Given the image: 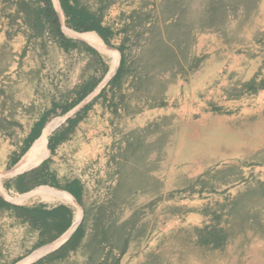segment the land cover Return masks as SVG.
Returning a JSON list of instances; mask_svg holds the SVG:
<instances>
[{
    "label": "crops",
    "instance_id": "obj_1",
    "mask_svg": "<svg viewBox=\"0 0 264 264\" xmlns=\"http://www.w3.org/2000/svg\"><path fill=\"white\" fill-rule=\"evenodd\" d=\"M55 1L51 0V3L58 16L61 32L68 41L67 50L60 47L54 40L50 44L53 46L51 48L44 36V31L43 33L35 31V28L39 26L36 14L42 8V4L37 0H0V122L12 125L7 130H0V197L18 209L45 214L34 222L33 219L25 222L11 211H5L0 215V264H147L145 240L154 229L156 220L147 226L144 206L154 202L156 197H152L153 200L150 199L148 203H146L145 195L135 199H122L113 204V191L117 185L115 181L108 191V197L104 200L106 203L87 198L88 192L81 185L80 177L75 175V168L83 164L90 165L92 159L99 154L97 150L99 142L108 141L99 131H105L104 133L108 136L107 132L112 130L109 135L112 148L116 145L117 136L120 137L125 132L121 128L124 123L139 121V116L148 115V118L150 116L147 113L151 111L158 113L154 114L153 125L155 123L156 125L158 123L188 124L192 120L191 115L196 114L202 119L211 114H224L228 110L234 111L232 114L234 118L240 117L241 113L245 112L242 102L257 94L258 91L264 92V90L248 92L245 88L252 83L253 87L257 88L258 83L264 80L257 81L251 74L248 80L236 85L235 78H241L243 72L236 69L226 72L225 69L230 59L240 61L242 59L231 57V54L228 56L226 53L221 54L224 63L218 71L202 67L201 62L205 54H211V61L217 57L215 53L217 48L213 47L216 40H226L222 36L224 32L222 34L211 31L214 28L226 27L223 24L225 22H218L221 25H216L217 27H190L191 30L202 28L199 30L200 33L204 30L210 31L206 34H196V31H193L190 40L180 42L182 50L180 53L172 48L176 55V62L179 60L182 68L178 71L176 67L169 66L170 77L165 83L157 79L159 86H156V92L148 90L141 92L137 87L125 90L127 79L134 72L128 74L120 87L110 86L108 82L114 76L120 61L126 68H130L127 64L129 40H143L142 44H145L153 27L157 24L149 19L150 6L138 8L137 3L130 6L129 0H71L70 4L78 10H85L90 14L102 10L99 27L110 29L111 35L103 41L96 32H86L96 34L94 48L91 46L93 43L90 36L74 32L66 27V19L59 0ZM21 5H26L28 12L22 9ZM186 10L188 11V6ZM202 12L204 13L205 9H202ZM39 18L41 24H44V18L41 16ZM65 29L68 34L64 31ZM68 30L84 35L82 38L74 37ZM134 30L138 33L137 35H134ZM156 35L160 38L161 31L158 30ZM159 42L163 46L170 47L166 40H159ZM207 43L211 45H207L208 51H203ZM103 44L111 55L106 53ZM194 45L197 56H193ZM53 49L56 54L61 51L63 58L73 56L77 61V73L73 86L63 92L59 98H56L51 86L47 85L48 79L44 73L49 67L48 62L54 59ZM163 49L161 47L160 55L155 56L154 62L161 60ZM115 52L118 56L117 68L114 74L108 77L110 66L105 58L111 57L110 61L114 64ZM182 62L186 63V69ZM91 63L97 71L96 74H93V70H87ZM193 63H196V68L192 66ZM153 67L157 66L153 64ZM92 77L96 84L94 87L91 86ZM87 88L89 93L80 102L73 107L68 105L69 102H76L77 96ZM115 95L120 96L118 100L115 99ZM54 105L67 107L65 114L61 115V111L55 113V116H60L58 118L61 120L60 125L66 119L80 113L84 107L87 110L67 140L64 143L55 144L52 151L47 149L48 156L36 167L30 169L39 168L43 164V179L46 184L34 187L21 195L14 189L13 182L16 176L30 171H27L25 162L34 155L35 150L30 148L40 138L45 128L36 137L38 134L36 126ZM128 108H132L134 112L126 114ZM170 113L173 114L170 115ZM101 126H104V130ZM105 127L108 129L105 130ZM136 129L138 130L135 131L138 132L134 134L139 135L142 128ZM176 133L175 131V135ZM131 136H123L122 139L129 143L134 141V135ZM175 137L173 136V139L176 140ZM122 144L124 145V142ZM125 148H128L127 144ZM108 149L110 150V147ZM55 159L58 164H53ZM205 172L203 168L198 169L195 172L197 175L193 177L194 182L197 183ZM76 182L80 188L82 187V191L79 190V204L64 191ZM52 183L57 184L61 189L50 187ZM193 186L188 187L192 190L196 188ZM205 187L201 182L199 188L204 190ZM48 194H57V196ZM161 202L159 200L156 204ZM99 208H104L103 215L98 213ZM58 209L66 210L69 214L67 217L70 218V226L60 235L48 230L53 222V212ZM81 222L83 225L81 239H72L61 249ZM53 254L57 256L49 258Z\"/></svg>",
    "mask_w": 264,
    "mask_h": 264
},
{
    "label": "rangeland",
    "instance_id": "obj_2",
    "mask_svg": "<svg viewBox=\"0 0 264 264\" xmlns=\"http://www.w3.org/2000/svg\"><path fill=\"white\" fill-rule=\"evenodd\" d=\"M134 1L129 0L128 4L131 6L137 3L138 8L150 6L149 19L157 24L145 44H142L143 40H129L127 64L134 73L127 79L125 90L137 87L141 92H156V86H159L157 79L165 83L170 77L169 66L163 63L157 66V62H154L155 56L160 55L161 47L165 49L159 40L168 41L169 46L180 53V42L190 40L193 31L196 34L209 33L210 30L200 33L202 28L190 29L212 25L204 19L205 14L202 12L209 2ZM251 1L253 7L248 8L250 6L247 4ZM254 1L239 2L236 12H233L231 6L224 8L227 19L223 24L226 27L214 28V31L222 34L224 32L225 35L222 36L226 40H216V44H213L217 48L214 61H211V54H205L201 62L203 68L218 71L224 63L221 59L222 53L240 57L242 61L230 59L225 69L226 72L233 69L243 72L241 78H235L236 85L248 80L251 74L257 81L264 80V0H257L255 7ZM216 24L221 25L218 22ZM156 30L161 31L160 38L156 35ZM64 31L67 33V29ZM68 32L79 38L84 35L70 30ZM85 34L90 36L93 43L91 46L95 48L96 34ZM137 34L134 30V35ZM207 45L211 43H207L203 51H208ZM103 46L106 53L111 55L108 48L104 44ZM142 48L144 49L140 55ZM195 48L194 45L193 56L198 55ZM52 52L54 59L48 62L49 67L44 73L48 79L47 85L51 86L56 98H59L73 86L77 61L73 56L63 58L61 51L57 52L58 56L55 49ZM113 58L114 64L110 61L111 57L105 58L110 66L108 77L117 68V53L113 54ZM182 63L186 69V63ZM153 64L157 67L154 68ZM181 68L182 66H178L175 69L179 71ZM115 96L117 100L120 97ZM245 100L242 102L245 112L240 117L234 118L233 110L224 114H211L202 119L198 115H191L192 120L188 124L153 125V114L158 113L151 111L147 113L150 116L148 118V115L139 116V121L124 123L121 128L125 132L120 137L117 136L116 145L112 148L109 141L112 130L107 132L108 136L105 131H99L108 141L99 142V154L92 159L90 165L83 164L75 168V175L80 177L79 180L83 181L85 187L91 186L90 183L93 182L94 187L89 192L86 189L87 198L106 203L101 197L106 193L104 197L107 198L109 189L117 181L113 191V204L122 199H135L145 195L146 203L152 197H156L155 202L162 201L160 204L150 203L144 206L147 226L156 220L154 229L145 240L147 264H264V92L258 91ZM133 112L132 108L126 109V114ZM151 120L153 121L150 122ZM49 123L51 124L43 129L40 138L30 148L35 153L25 162L27 171L36 167L49 154L46 139L60 125L61 120L56 119ZM101 128L104 130V126ZM136 128H142L139 135L134 134L138 132L135 131L138 130ZM106 129L108 128L105 127ZM129 135H134V141L127 143L122 137ZM173 136L177 139H173ZM125 144H128L127 149ZM59 161L62 163L61 159ZM53 164H58L57 159ZM201 168L206 172L196 183L193 177ZM201 182L206 186L204 190L199 188ZM188 186L196 188L191 191ZM212 234L223 237L217 247L203 242L210 239Z\"/></svg>",
    "mask_w": 264,
    "mask_h": 264
},
{
    "label": "trees",
    "instance_id": "obj_3",
    "mask_svg": "<svg viewBox=\"0 0 264 264\" xmlns=\"http://www.w3.org/2000/svg\"><path fill=\"white\" fill-rule=\"evenodd\" d=\"M37 1L42 4V8L39 9L38 13L36 14L37 23H38L37 25L39 26L35 28V31L42 32V33L44 31V34H45V31H46L45 25L43 23L41 24V22L39 21L40 19L39 17L41 16L44 18L43 21H45L46 24H48L49 26L48 34L51 40H54L56 43H58L60 47L67 50L69 48V44H68L67 39L64 37V35L61 32L58 16L55 10L53 9L51 0H37ZM70 1L71 0H59L60 7L66 19L65 25L67 28L77 33L96 32L103 41L108 36L111 35L110 29L108 28L103 29L99 27V23L102 18V10H99L95 14H90L89 12L85 10H78L75 6L70 4ZM242 1L244 0H241V1L236 0V2L232 3L229 0H226V1L208 0L209 4H207V6L204 8L205 9L204 19L207 20L208 23H212V25L207 26V27H214L217 25L216 23L220 21L225 22L227 18H226V12H224V8L227 7L228 5L232 7L233 12H236L237 11L236 9L240 4L239 2H242ZM256 1L257 0L254 1V7L256 6L255 4ZM247 5L250 6L249 8H252L253 2L251 1ZM21 7L22 9L28 12V7L26 5H21ZM211 31H214V29L213 30L211 29ZM164 46H165V49L161 53V57H160L161 60L157 61V66L163 63L170 67H176V68L178 66L180 67L181 66L180 61L178 60V62H176L177 59H176V55L173 49L168 47L167 45H164ZM175 63H177L176 66H175ZM193 67L196 68V63L195 64L193 63ZM87 70H90V71L93 70V74H96L97 72L92 63L88 65ZM132 72L133 70H131V68H126L123 65L122 61H120L114 76L111 78L108 84L110 86L120 87L123 81L125 80V78L128 77V74H131ZM91 81L94 84V85L92 84L91 86L94 87L96 85L94 83V77L91 78ZM245 90H247L248 92L249 91L255 92L256 90H264V81H260L258 83L257 88H254L253 83H252V85L248 86V88H245ZM88 93L89 92L87 88V90L83 91L81 95L77 96L76 102H69L68 105L73 107L78 102H80L83 99V97ZM86 110L87 108L84 107L83 109H81L80 113H77L73 115V117L66 119L58 128H56L50 134V136L47 138V143H46V148L49 151H52V147L55 144H61L67 140L68 136L75 131V128L77 127L78 123L81 121ZM58 111H61L62 112L61 115H63L66 113L67 107H61L58 105H54L52 109L50 110V112L41 120L40 124L36 126V129L38 132L36 137L40 135L44 127L46 128L47 126L51 124L49 123L50 121L53 122V120H56L60 117V116H55V113ZM11 126H12L11 124H8V123L4 124L0 122V130L2 129L7 130ZM26 146H28V144H26ZM127 147H128V144H127ZM42 165L43 164H41L39 168L30 170L29 172H25L21 175L16 176L13 183H14V189L19 194L23 195L29 192L34 187H38V186H42L46 184V181L43 179L44 178L43 176L44 175L43 174L44 165L43 167ZM50 187L61 189L55 183L50 184ZM79 190L81 192L82 187L80 188L77 182L73 183L71 187L64 189V191L70 194L77 201L78 204L80 201ZM191 191H193V189ZM156 203L157 202L155 201L152 202V204H156ZM5 211H11L13 214H15V216L19 217L25 222H28L32 219L34 222V220H37L38 217H41L44 214L39 211H28L25 209H18L17 207L5 202L0 197V215L3 214ZM98 213L100 215H103L105 213L104 208H99ZM68 215L69 214L64 209H58L54 211L52 215L53 222L48 230L51 231L52 233H56L59 235L65 232L70 226V218L67 217ZM82 231H83V225L81 222L80 225L77 226L75 232L72 234L69 240L61 247V249L64 248L66 245H68L70 240L72 239L75 240L78 238L81 239L80 236L82 234ZM222 239L223 237L218 236L216 234H212L210 239L208 240L205 239L203 240V242L205 244L212 243L213 246L217 247L221 243ZM56 256H57L56 254H53L49 256V258H53Z\"/></svg>",
    "mask_w": 264,
    "mask_h": 264
},
{
    "label": "bare ground",
    "instance_id": "obj_4",
    "mask_svg": "<svg viewBox=\"0 0 264 264\" xmlns=\"http://www.w3.org/2000/svg\"><path fill=\"white\" fill-rule=\"evenodd\" d=\"M244 3H245V2H244ZM255 3H256V2H255ZM241 4H242V3H241ZM242 7H243V4H242ZM248 8H249V7H248ZM248 8H246V9H248ZM255 12H256V11H255ZM260 12H261V11H260ZM238 19H239V18H238ZM238 21H240V19H239ZM256 27H257V26H256ZM258 30H259V29H258ZM257 32H258V31H257ZM251 33H252V32H251ZM253 34H256V33H253ZM251 35H252V34H251ZM247 39H248V38H247ZM236 60H237V59H236ZM198 69H199V68H198ZM198 69H197V70H198ZM203 72H204V71H203ZM190 75H191V73H190ZM187 79H188V78H187ZM217 81H218V80H217ZM200 83H201V82H200ZM173 85H174V84H173ZM175 88H176V87H175ZM177 89H178V88H177ZM201 91H202V90H201ZM215 92H217V91H215ZM164 93H165V92H164ZM167 94H168V93H167ZM206 94H207V93H206ZM214 94H215V93H214ZM179 96H180V95H179ZM182 97H183V96H182ZM193 100H194V99H193ZM168 101H169V100H168ZM199 101H200V100H199ZM177 102H178V101H177ZM184 102H185V101H184ZM182 103H183V102H182ZM254 103H255V102H254ZM198 104H199V103H198ZM186 105H187V104H186ZM218 105H219V104H218ZM221 106H222V105H221ZM198 108H199V107H198ZM235 108H236V107H235ZM186 109H187V108H186ZM201 109H202V108H201ZM224 110H225V109H224ZM182 111H183V110H182ZM203 111H204V110H203ZM228 111H229V110H228ZM159 112H160V111H159ZM169 112H170V110H169ZM194 113H195V112H194ZM248 113H249V112H248ZM256 113H257V112H256ZM172 114H173V113H172ZM172 114L170 113V115H172ZM210 114H211V113H210ZM228 114H229V113H228ZM153 115H154V114H153ZM153 115H152V116H153ZM154 116H155V115H154ZM158 116H159V115H158ZM193 116H194V115H193ZM193 116H192V117H193ZM195 116H196V114H195ZM246 117H247V116H246ZM251 117H252V116H251ZM216 118H217V117H216ZM253 118H254V117H253ZM167 119H168V118H166V120H167ZM248 119H249V118H248ZM251 119H252V118H251ZM154 120H155V117H154ZM215 120H216V119H215ZM232 120H233V118H232ZM237 120H238V118H237ZM237 120H236V121H237ZM249 120H250V119H249ZM249 120H248V121H249ZM255 120H256V119H255ZM152 121H153V120H152ZM243 121H244V120H243ZM221 122H222V121H221ZM225 122H226V121H225ZM154 123H155V122H154ZM229 123H230V122H229ZM248 124H249V123H248ZM253 124H254V123H253ZM253 124H252V125H253ZM219 126H220V125H219ZM236 127H237V126H236ZM236 127H235V128H236ZM238 127H239V126H238ZM229 128H230V127H229ZM240 128H241V127H240ZM249 128H250V126H249ZM256 128H257V127H256ZM234 130H235V129H234ZM238 130H239V129H238ZM252 131H253V130H251V132H252ZM228 133H229V132H228ZM244 133H245V132H244ZM223 135H224V134H223ZM226 135L228 136V134H226ZM240 135H241V132H240ZM247 135H248V134H247ZM249 135H250V134H249ZM179 136H180V135H179ZM179 136H178V137H179ZM224 136H225V135H224ZM244 136H245V135H244ZM244 136H243V137H244ZM250 136H251V135H250ZM261 136H262V135H261ZM244 138H245V137H244ZM246 138H247V137H246ZM233 139H234V138H233ZM238 139H239V138H238ZM248 139H249V138H248ZM239 141H240V140H239ZM219 142H220V141H219ZM253 143H254V142H253ZM182 145H183V144H182ZM177 147H178V146H177ZM220 148H221V147H220ZM174 150H175V149H174ZM174 150H173V151H174ZM177 152H178V151H177ZM230 152H231V151H230ZM232 153H233V152H232ZM174 154H175V153H174ZM180 154H181V153H180ZM226 154H227V153H226ZM223 155H224V154H223ZM178 156H179V155H178ZM211 156H212V155H211ZM230 156H233V155H230ZM225 157H226V156H225ZM178 158H179V157H178ZM12 194H13V193H12ZM165 236H166V235H165ZM262 245H263V244H262ZM176 251H177V250H175V252H176ZM168 252H169V251H168ZM255 253H256V252H255ZM163 256H164V255H163ZM246 263H247V262H246Z\"/></svg>",
    "mask_w": 264,
    "mask_h": 264
},
{
    "label": "built area",
    "instance_id": "obj_5",
    "mask_svg": "<svg viewBox=\"0 0 264 264\" xmlns=\"http://www.w3.org/2000/svg\"><path fill=\"white\" fill-rule=\"evenodd\" d=\"M138 1V0H137ZM44 22V25H45V28H46V31H45V37H46V40L48 41V44L50 45V44H52V40H51V38H50V36H49V34H48V24H46V22L45 21H43ZM81 184H82V186H84L83 185V181L81 182ZM90 185L91 186H87V187H85L84 186V188L85 189H88V192L90 191V189L91 188H93L94 186H93V182L92 183H90ZM106 195V193H104V196ZM104 196H102L101 198H106V197H104Z\"/></svg>",
    "mask_w": 264,
    "mask_h": 264
}]
</instances>
